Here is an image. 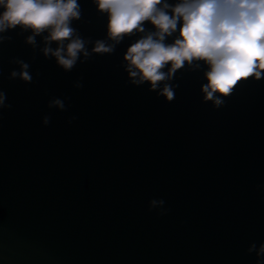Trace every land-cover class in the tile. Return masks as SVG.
Instances as JSON below:
<instances>
[{"label": "water", "instance_id": "95a60500", "mask_svg": "<svg viewBox=\"0 0 264 264\" xmlns=\"http://www.w3.org/2000/svg\"><path fill=\"white\" fill-rule=\"evenodd\" d=\"M78 2L71 26L91 52L107 38V17ZM30 34L17 27L0 43L10 105L0 109V264H256L264 79L241 82L214 109L200 91L205 69L185 66L167 102L128 81L123 56L136 35L65 72L43 56V37L25 43ZM16 61L31 83L10 78ZM57 98L64 111L48 108ZM153 199L166 215L149 211Z\"/></svg>", "mask_w": 264, "mask_h": 264}, {"label": "clouds", "instance_id": "9594fccd", "mask_svg": "<svg viewBox=\"0 0 264 264\" xmlns=\"http://www.w3.org/2000/svg\"><path fill=\"white\" fill-rule=\"evenodd\" d=\"M97 12L106 15V40L88 44L71 26L81 18L78 0H0V43L4 34L20 28L30 32L25 43L35 47L36 38L43 37V56L54 58L57 65L69 72L79 61L94 54H111L126 37L138 39L128 47L122 67L133 86L147 84L167 102L174 99L176 86L171 82L178 70L187 66L192 71L203 67L201 94L204 103L214 109L224 106L241 82L264 79V0H92ZM145 22L152 26L146 30ZM172 42L168 43V39ZM55 44V48L52 45ZM19 78L31 83L29 65L16 61ZM167 69V70H165ZM81 88L82 84L74 85ZM6 94L0 91V109ZM49 109L65 110L61 99H53ZM50 118L42 123L48 126ZM71 123V121H69ZM264 191V186H258ZM164 200H151L149 211L161 208L167 214ZM256 254V264H264V244L248 248Z\"/></svg>", "mask_w": 264, "mask_h": 264}]
</instances>
